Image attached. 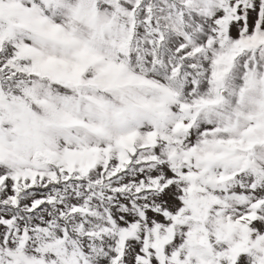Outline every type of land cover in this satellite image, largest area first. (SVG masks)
<instances>
[{
  "label": "snow or ice",
  "instance_id": "1",
  "mask_svg": "<svg viewBox=\"0 0 264 264\" xmlns=\"http://www.w3.org/2000/svg\"><path fill=\"white\" fill-rule=\"evenodd\" d=\"M0 264H264V0H0Z\"/></svg>",
  "mask_w": 264,
  "mask_h": 264
}]
</instances>
